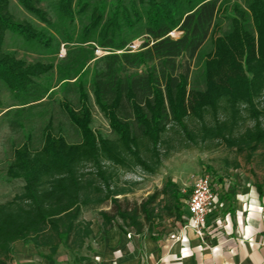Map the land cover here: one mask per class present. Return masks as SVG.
Returning <instances> with one entry per match:
<instances>
[{
    "label": "trees",
    "instance_id": "1",
    "mask_svg": "<svg viewBox=\"0 0 264 264\" xmlns=\"http://www.w3.org/2000/svg\"><path fill=\"white\" fill-rule=\"evenodd\" d=\"M18 6L48 27L19 16ZM6 32L48 51V61L7 48ZM1 87L15 101L0 117L46 108L42 118L6 122L13 136L0 163L21 190L0 203V264H13L18 241L47 248L40 254L48 259L61 245L81 250L94 235L84 208L108 201L115 211L100 210L103 232L125 229L118 218L136 232H163L181 219L192 187L188 194L168 176L124 207L117 196L128 189L115 184L113 168L155 173L172 147L164 138L172 126L187 148L221 141L247 162L264 150V0H0ZM96 110L108 129L95 126ZM243 110L253 125L238 131Z\"/></svg>",
    "mask_w": 264,
    "mask_h": 264
},
{
    "label": "rangeland",
    "instance_id": "2",
    "mask_svg": "<svg viewBox=\"0 0 264 264\" xmlns=\"http://www.w3.org/2000/svg\"><path fill=\"white\" fill-rule=\"evenodd\" d=\"M19 16L25 18L29 17L38 21L43 27H48L43 21L37 18L36 14L25 10L23 7L18 6L16 8ZM74 10H77V4L74 3ZM62 24L67 26V20H61ZM227 25L225 26V28ZM77 30V29H76ZM75 31V36L77 34ZM5 45L9 49H16L22 56H26L29 59H44L48 61V51H43L39 46L27 43L22 39H19L13 33L6 32L5 34ZM172 35L177 37L180 32L174 30ZM142 42L141 39L135 40L133 48L137 49L139 44ZM135 45V46H134ZM73 47V44L69 45ZM68 46L61 45L59 47L58 55L64 56ZM102 48H96V54L101 55L105 53ZM184 58H182L183 60ZM55 95L54 97H58ZM12 101H15L14 95L6 87L0 88V109L9 106ZM18 103V101H16ZM49 107V105H48ZM46 106H39L29 111H22L18 109V114L14 115V109L11 110L10 115L0 117V159L4 158L3 149L6 146L4 143L8 137L13 136L9 134V126L7 123L10 122L11 118L18 120L23 123L30 118H42V114ZM244 118L241 120L238 131H243L247 127L253 125V120L248 115L246 110H243ZM95 126L100 128H107L109 124L103 115L96 110L94 112ZM226 113L221 109L220 118H225ZM207 121H213L212 115L208 113L206 115ZM7 122V123H6ZM189 126L197 131L199 129V122L195 119H188ZM165 139H169L172 147L169 150V155L163 158V161L155 173H150L140 166H133L131 168L114 167L113 170L117 173L114 178L115 184L125 187L128 189L126 194L118 195L120 203L126 206H134L135 204L141 203L149 194L161 188L163 182L168 176L179 185L184 191L188 190L193 186L194 180L204 174H210L213 178L214 187L219 191L220 187H228L232 189L234 195L230 197L234 199L236 203L238 199L243 201L245 210V219L243 230L247 229V216L251 211L249 209L250 200L253 198L252 195L258 196L261 201V211L264 218V155L259 156V153H264L263 148L260 149L254 156L251 162H247L244 154L238 153L235 149L228 147L224 142L219 141H206L200 142L197 146L191 145V147H184L188 141L187 138L179 131L176 126H172L164 135ZM166 144L162 145L163 151L166 149ZM240 163L239 167H236V163ZM107 166L111 165L110 162L105 163ZM111 167V166H110ZM210 167V168H208ZM90 169V165L87 166ZM112 168V167H111ZM222 177V180L219 179ZM220 181H223L222 185ZM257 183L262 185V193L258 191L256 186ZM245 189V192L243 190ZM247 189V190H246ZM21 190V183L8 178L6 175V168L4 164L0 163V203L11 199L15 193ZM225 190V189H224ZM261 194V195H260ZM227 199L221 198L223 202V209L225 212L233 213V209H230V203ZM234 203V204H235ZM236 205V204H235ZM105 209L109 211H115V207L111 201L102 204L100 207L84 208L83 218L92 221V227L102 229V217L100 210ZM234 214H237V208L235 207ZM118 223L123 224L127 230H133V228L123 223L121 218H118ZM172 221L165 223L166 230L172 229ZM241 229V230H242ZM246 234V233H245Z\"/></svg>",
    "mask_w": 264,
    "mask_h": 264
},
{
    "label": "crops",
    "instance_id": "3",
    "mask_svg": "<svg viewBox=\"0 0 264 264\" xmlns=\"http://www.w3.org/2000/svg\"><path fill=\"white\" fill-rule=\"evenodd\" d=\"M219 192L227 200L234 195L228 187H220ZM252 196L246 231L241 226L246 210L243 201L238 199L235 203L231 198L228 201L234 206L230 207L233 213L221 208L211 216L205 241L192 229L181 234L187 241L185 244L173 239L170 234L181 226L187 215L184 201V213L180 220L172 221L171 230L136 232L114 224L103 232L97 227L81 250L72 251L61 245L51 259L40 254H47V248L18 241L14 245L13 264H264V218L260 198ZM235 207L237 214H234Z\"/></svg>",
    "mask_w": 264,
    "mask_h": 264
},
{
    "label": "built area",
    "instance_id": "4",
    "mask_svg": "<svg viewBox=\"0 0 264 264\" xmlns=\"http://www.w3.org/2000/svg\"><path fill=\"white\" fill-rule=\"evenodd\" d=\"M185 203L186 218L170 237L185 244L187 241L181 237V234L187 229H192L202 241H205L209 218L223 207L220 192L215 189L210 174L204 173L194 180L192 191Z\"/></svg>",
    "mask_w": 264,
    "mask_h": 264
}]
</instances>
